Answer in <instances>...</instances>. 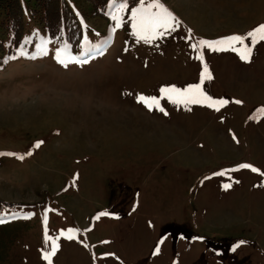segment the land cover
<instances>
[{
  "label": "rangeland",
  "instance_id": "374dc122",
  "mask_svg": "<svg viewBox=\"0 0 264 264\" xmlns=\"http://www.w3.org/2000/svg\"><path fill=\"white\" fill-rule=\"evenodd\" d=\"M127 1L101 18L69 0L79 41L30 23L33 48L0 61V200L11 205L0 208V264H49L45 231L58 243L51 264H264V41H245L250 62L201 49L203 91L228 102L219 111L160 92L200 83L191 45L264 25V0ZM154 2L178 26L145 43L132 13Z\"/></svg>",
  "mask_w": 264,
  "mask_h": 264
},
{
  "label": "snow or ice",
  "instance_id": "6c2138e0",
  "mask_svg": "<svg viewBox=\"0 0 264 264\" xmlns=\"http://www.w3.org/2000/svg\"><path fill=\"white\" fill-rule=\"evenodd\" d=\"M115 3V0H113ZM125 6L121 5L119 11L123 12ZM152 9H157V11L153 12ZM113 20L116 21L117 26L121 24V17L119 15H114L112 17ZM133 20V28L135 29L134 35L139 41H143L145 43H150L158 38H162L165 34H168L172 31H175L178 26L177 18L163 5L159 2H154L148 7H144L143 5L132 13ZM187 39H191V34L186 37ZM250 40L251 44L254 46L256 43L260 41H264V25H260L258 28L254 29L252 32H249L246 36L234 35L231 37L223 38L217 40L215 42H209L206 40H201L197 43H193L191 45L193 51L197 52V59H199L203 64V71L201 73V82L198 84L190 85L184 89L177 88L175 86L171 87H163L160 92L161 95L166 97L169 102L174 105H201L209 108H214V110L219 111L218 105H225L228 102L225 100H215L212 97L208 96L202 88L203 81L205 79H212V76L208 70V66L203 61V54L201 49L207 47L212 51H233L236 52L241 60L245 62H250L251 60V52L252 48L249 47L245 41ZM239 46V47H237ZM56 59L59 63L64 66H67V63L64 59H61V53L56 54ZM86 62L82 61L81 63ZM138 102L144 104L149 110H153L154 108L158 109L161 112H165L163 107H160V102L157 97H144L140 96L138 98ZM236 103H241L240 101H236ZM188 110H191L190 108ZM261 112L264 113V109H261ZM40 143L35 145L36 148L40 147ZM31 153H29L30 155ZM7 155H15V154H7ZM17 159L23 160V156H18ZM242 168H251L253 172L258 171L255 168H252L250 165H242ZM223 175V173H221ZM226 189L230 187V185L224 186ZM101 215H106V213H102ZM29 218V217H25ZM99 218V217H97ZM3 221L0 220V223ZM47 227V222L45 220V228ZM76 230L69 229L68 234L65 236V233H61V236H65V238L71 240L74 238V233ZM45 240L46 242H51V251L46 252L44 254V259L49 261L51 264L50 257L55 255L58 250V243L55 239L48 237L47 231H45Z\"/></svg>",
  "mask_w": 264,
  "mask_h": 264
},
{
  "label": "trees",
  "instance_id": "16d2710c",
  "mask_svg": "<svg viewBox=\"0 0 264 264\" xmlns=\"http://www.w3.org/2000/svg\"><path fill=\"white\" fill-rule=\"evenodd\" d=\"M87 1L92 4L97 16L105 18L110 0ZM134 1L128 0L129 5ZM30 23L37 25L40 32L48 33L53 40L65 36V39L74 43L81 36L79 17L69 0H0V61H3L5 52L14 54L21 46L27 48L24 46L29 40V33L35 28ZM31 34L33 36L34 33ZM35 38L37 35L32 39ZM34 44L31 43L27 49H32ZM9 206L0 200V208Z\"/></svg>",
  "mask_w": 264,
  "mask_h": 264
}]
</instances>
